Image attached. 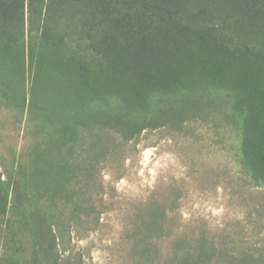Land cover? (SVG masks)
I'll return each instance as SVG.
<instances>
[{
  "label": "trees",
  "instance_id": "1",
  "mask_svg": "<svg viewBox=\"0 0 264 264\" xmlns=\"http://www.w3.org/2000/svg\"><path fill=\"white\" fill-rule=\"evenodd\" d=\"M0 110L27 128L0 157L3 238L28 242L5 264H70L59 247L97 222L101 166L144 131L207 127L264 188V0H0ZM179 198L168 187L139 205L135 264H264L263 244L181 227Z\"/></svg>",
  "mask_w": 264,
  "mask_h": 264
},
{
  "label": "rangeland",
  "instance_id": "2",
  "mask_svg": "<svg viewBox=\"0 0 264 264\" xmlns=\"http://www.w3.org/2000/svg\"><path fill=\"white\" fill-rule=\"evenodd\" d=\"M27 144L26 117L0 110V157L8 165ZM118 162L101 166L102 207L97 222L72 231L60 245L63 257L81 264H135L127 257L133 243L135 213L151 196L175 187L180 198L175 216L181 227L205 228L217 239L230 233L233 241L264 245V188L251 185L232 162L213 131L197 125L194 135L179 136L163 128L144 131L135 150ZM0 170H2L0 166ZM0 224V264L6 251L22 257L28 242L22 236L8 241ZM162 253L167 243H160Z\"/></svg>",
  "mask_w": 264,
  "mask_h": 264
}]
</instances>
